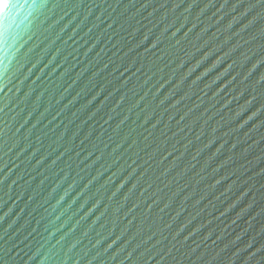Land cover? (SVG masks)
<instances>
[{"label":"water","instance_id":"water-1","mask_svg":"<svg viewBox=\"0 0 264 264\" xmlns=\"http://www.w3.org/2000/svg\"><path fill=\"white\" fill-rule=\"evenodd\" d=\"M0 264H264V0H1Z\"/></svg>","mask_w":264,"mask_h":264},{"label":"bare ground","instance_id":"bare-ground-1","mask_svg":"<svg viewBox=\"0 0 264 264\" xmlns=\"http://www.w3.org/2000/svg\"><path fill=\"white\" fill-rule=\"evenodd\" d=\"M1 1V0H0Z\"/></svg>","mask_w":264,"mask_h":264}]
</instances>
